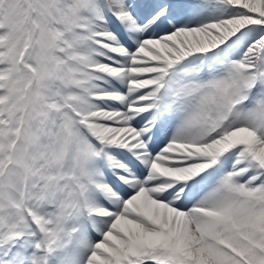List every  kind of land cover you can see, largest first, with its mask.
Instances as JSON below:
<instances>
[{
	"label": "snow or ice",
	"instance_id": "1",
	"mask_svg": "<svg viewBox=\"0 0 264 264\" xmlns=\"http://www.w3.org/2000/svg\"><path fill=\"white\" fill-rule=\"evenodd\" d=\"M0 264H264V0H0Z\"/></svg>",
	"mask_w": 264,
	"mask_h": 264
}]
</instances>
